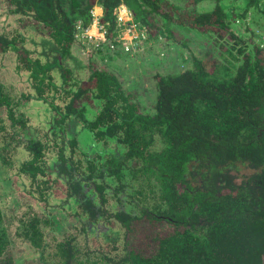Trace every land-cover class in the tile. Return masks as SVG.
<instances>
[{
	"label": "trees",
	"instance_id": "1",
	"mask_svg": "<svg viewBox=\"0 0 264 264\" xmlns=\"http://www.w3.org/2000/svg\"><path fill=\"white\" fill-rule=\"evenodd\" d=\"M259 1L188 0L176 12L165 0H9L10 13L50 32L37 50L20 33L0 34V53L15 54L27 84L12 94L0 82V169L41 205L10 216L0 202L1 262L21 263L5 256L11 235L29 242L33 264H262L264 52L231 28ZM121 5L146 44L176 41L182 28L210 36L218 57L191 55L186 68L155 74L150 106L114 69L92 65L80 77L76 25L100 9V42L115 48ZM28 101L48 110L44 126L19 111ZM238 166L254 172L237 183ZM51 202L73 220L66 231Z\"/></svg>",
	"mask_w": 264,
	"mask_h": 264
},
{
	"label": "rangeland",
	"instance_id": "2",
	"mask_svg": "<svg viewBox=\"0 0 264 264\" xmlns=\"http://www.w3.org/2000/svg\"><path fill=\"white\" fill-rule=\"evenodd\" d=\"M165 1L167 2L165 5L167 10L178 12L183 10L188 0ZM9 3V0H0V34L12 36L14 33H20L22 36L24 35L26 42H24V46L32 50H37V46L43 47L46 45L50 32L49 27L41 21L36 22L32 17L13 12L10 13L13 5ZM172 4L175 7L173 9ZM209 5L210 3L208 2L200 4L199 9L206 10L209 8ZM125 10L124 12L117 9L116 15L118 19L123 17L124 20H132L128 28L129 34L126 36L124 27L117 24L119 30H115L114 35L120 43H117L118 45L115 48L111 46L110 42L109 44L106 43L108 42L106 41L108 40L106 39V34L104 38L97 36V25L101 22L99 17L101 15L100 9L94 7L91 10L92 19L83 29L82 27L80 30L77 29L78 32L75 36L78 38V43L73 45V51L79 63H77V66L72 65V68L74 71L80 70V77H87L89 71L86 67L92 65H95L97 68L114 69L113 71L123 82V85L133 91L136 97L143 101L142 105L150 106L153 99L151 81L155 74L173 73L186 68L191 64V55L198 58H202L206 54L218 57L219 50L217 46L213 45V39L210 36L185 32L182 28L178 29L181 37L176 39V41L174 39V42L172 40L163 41L160 37L157 39L156 45H153L154 40H151V45L146 44L143 36L139 35V32H142L143 28L134 21L132 13L127 8ZM242 14V18L233 19L231 28L243 36L249 48L258 45L264 52V0H260L257 6H249V4L245 7L243 6ZM178 31L176 30L175 33L177 34ZM98 39L101 41L105 40L106 42L102 44ZM115 51H119L120 54ZM15 66L14 53H0V82L4 83L7 90L12 94L19 91L24 92L27 88L26 75L17 72ZM19 111L30 116L33 123H41V126H44L43 122L50 116L48 110L47 112L45 111V106L37 101L21 103ZM79 140L83 144H88L85 134L80 135ZM2 170L0 169V202L6 213L8 212L11 216L16 213L28 214L34 207L36 210H39L41 205L31 203L30 198L25 195L24 183L12 171ZM253 172V169L238 166V169L234 171L237 174L236 182L239 183L245 176ZM59 208L56 207L55 202H51L47 211L50 212L52 220H54L56 230L66 231L70 228L73 220L65 217L68 211H62ZM12 221L13 218H10V222ZM9 238L12 242L5 256L16 263L31 264L32 259L36 257H32L34 256V250L29 242L21 241L15 237H11V235ZM0 264H5V262L0 261Z\"/></svg>",
	"mask_w": 264,
	"mask_h": 264
},
{
	"label": "built area",
	"instance_id": "3",
	"mask_svg": "<svg viewBox=\"0 0 264 264\" xmlns=\"http://www.w3.org/2000/svg\"><path fill=\"white\" fill-rule=\"evenodd\" d=\"M124 8L126 9L125 6L121 5V6L118 7V10H120V11H124V12H125L126 10H125ZM128 11H129V10H128ZM117 14H118V13H117ZM124 15H125V14H124ZM125 16H126V15H125ZM117 22H118L119 26H123V27H124L125 35L128 36V34H129V32H128V28L130 27L132 20H128V19L124 20L123 17H121V18L118 19V16H117ZM76 28L80 30V28H81L80 21H79V24L76 25ZM83 28H84V27H82V29H83ZM105 33H106V32H105V28H104L103 24L100 23L99 25H97V36H99V38H104ZM95 35H96V34H95ZM139 35H142L143 38L145 39V35H146V34H144L143 31H142V32H139ZM123 36H124V34H123ZM94 37H95V36H94ZM95 38H96V37H95ZM133 38H134V37H133ZM98 40H99V39H98ZM99 41H101V40H99Z\"/></svg>",
	"mask_w": 264,
	"mask_h": 264
},
{
	"label": "flooded vegetation",
	"instance_id": "4",
	"mask_svg": "<svg viewBox=\"0 0 264 264\" xmlns=\"http://www.w3.org/2000/svg\"><path fill=\"white\" fill-rule=\"evenodd\" d=\"M262 264H264V257H263V261H262Z\"/></svg>",
	"mask_w": 264,
	"mask_h": 264
},
{
	"label": "clouds",
	"instance_id": "5",
	"mask_svg": "<svg viewBox=\"0 0 264 264\" xmlns=\"http://www.w3.org/2000/svg\"><path fill=\"white\" fill-rule=\"evenodd\" d=\"M105 41V40H104Z\"/></svg>",
	"mask_w": 264,
	"mask_h": 264
}]
</instances>
